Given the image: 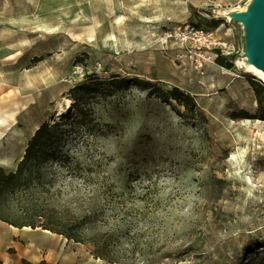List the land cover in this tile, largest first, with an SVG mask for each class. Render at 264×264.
<instances>
[{
  "label": "rangeland",
  "instance_id": "1",
  "mask_svg": "<svg viewBox=\"0 0 264 264\" xmlns=\"http://www.w3.org/2000/svg\"><path fill=\"white\" fill-rule=\"evenodd\" d=\"M253 1L0 0V117L18 111L0 166L15 171L33 127L62 118L70 158L1 201L0 264H248L264 254L252 80L264 82L236 67L251 62L246 26L224 17ZM169 16L218 29L237 47L233 67L207 65L198 83L175 45L158 42ZM33 212L76 239L32 242L20 225Z\"/></svg>",
  "mask_w": 264,
  "mask_h": 264
},
{
  "label": "trees",
  "instance_id": "2",
  "mask_svg": "<svg viewBox=\"0 0 264 264\" xmlns=\"http://www.w3.org/2000/svg\"><path fill=\"white\" fill-rule=\"evenodd\" d=\"M217 61L222 65H227L228 68L233 67L234 64L231 61H227L224 57H218ZM252 85L257 92L260 102V116L264 119V97L261 94V92H264V84L259 80L253 79ZM169 93L174 99L185 105H188L192 101L189 95L177 87L173 88ZM79 111L82 112L83 109L79 108ZM63 122L64 124L67 123L68 119L62 118L53 124L48 121L40 124L34 135L28 140L24 155L15 171L7 173L0 166V203L18 192L28 190V193H30L32 188L41 185L47 166L53 164L59 166L68 165L70 158L63 148L69 132L63 127ZM0 219L8 221L1 209ZM25 225L32 226L33 228L41 226L43 229H48L59 234H66L70 238L76 239L75 237H77L73 232H67L63 228H58L51 220L45 218L42 214H38V212H33L28 216V224L23 222L20 226L23 227ZM248 264H264V254L251 259Z\"/></svg>",
  "mask_w": 264,
  "mask_h": 264
},
{
  "label": "built area",
  "instance_id": "3",
  "mask_svg": "<svg viewBox=\"0 0 264 264\" xmlns=\"http://www.w3.org/2000/svg\"><path fill=\"white\" fill-rule=\"evenodd\" d=\"M157 39L165 48L175 45L174 60L183 69H192L200 84L204 83L207 65L217 64L222 70H230L217 63V58L224 57L234 63L237 53L235 43L222 36L218 29L192 21H176L171 16L166 18Z\"/></svg>",
  "mask_w": 264,
  "mask_h": 264
},
{
  "label": "water",
  "instance_id": "4",
  "mask_svg": "<svg viewBox=\"0 0 264 264\" xmlns=\"http://www.w3.org/2000/svg\"><path fill=\"white\" fill-rule=\"evenodd\" d=\"M235 17L245 23L249 56L257 58L264 70V0H255L248 13Z\"/></svg>",
  "mask_w": 264,
  "mask_h": 264
},
{
  "label": "bare ground",
  "instance_id": "5",
  "mask_svg": "<svg viewBox=\"0 0 264 264\" xmlns=\"http://www.w3.org/2000/svg\"><path fill=\"white\" fill-rule=\"evenodd\" d=\"M255 1V0H254ZM254 1L251 5L247 6L245 8V11L243 12H239L238 14L240 13H248L252 7V5L254 4ZM232 14H229L228 16H224V17H227L228 20H233V17H235V12H231ZM240 23L242 25H245V23L240 19ZM250 60L251 62L250 63H246L245 61H242V60H237L236 62V67L237 68H241L243 69L244 71H247V72H253L259 79H261L263 82H264V70L263 68L261 67L260 65V62L257 58H253V57H250ZM70 103L71 101L69 100L68 101V107L70 108ZM69 110V109H66V111ZM65 111V112H66ZM63 112V113H65ZM18 111L15 110L13 113H11L8 117H5V118H2L0 117V137H3L4 134H5V131L9 128V126L12 124L13 121H15L16 119V115H17ZM39 124H36L33 129H32V133L34 135V133L36 132V130L39 128ZM24 152H25V148H24ZM23 229H30V226H23L22 227ZM48 231V229H46Z\"/></svg>",
  "mask_w": 264,
  "mask_h": 264
},
{
  "label": "crops",
  "instance_id": "6",
  "mask_svg": "<svg viewBox=\"0 0 264 264\" xmlns=\"http://www.w3.org/2000/svg\"><path fill=\"white\" fill-rule=\"evenodd\" d=\"M32 135H33V133H31L30 137ZM25 148H26V146H25ZM23 155H24V153H23ZM29 231H30V233H32V238H31L32 242H38V244H40V242L43 241V239H49L51 237H54L53 235H58L57 233H54L50 230H48V231L46 229L39 230V228H35V229L30 228ZM53 239H55V238H53Z\"/></svg>",
  "mask_w": 264,
  "mask_h": 264
}]
</instances>
